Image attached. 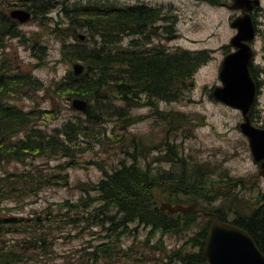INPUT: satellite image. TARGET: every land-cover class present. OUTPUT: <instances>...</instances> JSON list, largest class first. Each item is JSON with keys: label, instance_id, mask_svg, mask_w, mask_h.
<instances>
[{"label": "trees", "instance_id": "16d2710c", "mask_svg": "<svg viewBox=\"0 0 264 264\" xmlns=\"http://www.w3.org/2000/svg\"><path fill=\"white\" fill-rule=\"evenodd\" d=\"M25 6L31 11L33 20L50 12L45 0ZM62 12L69 21L68 36L76 40L74 44H68L69 37L62 38L65 59L83 62L86 71L75 75L70 70L51 87L61 99L84 98L89 106L84 112L77 110L75 116L64 122L63 128L55 129V133H45L37 128L36 122L42 113L49 110L26 111L12 101L15 94L27 95L30 89L43 87V83L30 73L9 69L11 64L8 60L0 61L3 63L0 64V171L13 161L25 163L28 158L46 155L49 158H67L57 165L58 172L45 175L38 169L34 171L35 168L7 172L4 176L0 173V203L37 196L45 185L69 184L68 169L78 167L87 160L84 156L88 148L86 145L95 136L96 126L117 116L127 120L130 118L129 110L134 107L183 100L192 89L190 81L212 58L208 49H169L161 44L163 40L173 41L179 37L178 16L162 6L145 2L132 5L112 3L94 5L92 10ZM9 13L0 6V48L5 47L8 38H25L20 22ZM254 19L257 21L255 15ZM78 30H85L88 35L98 36L100 40L93 42L95 46L89 49L86 46L88 39L76 37ZM126 37L130 40L125 46ZM156 40L159 43H155ZM39 44L37 38L31 40V49L37 56L40 54L38 49H45ZM251 71L261 86L253 65ZM50 111L56 118L57 114ZM170 113V124L177 127L185 122V116L180 112ZM130 142L132 149L126 150L127 156L120 159V165L107 170L101 162H97L103 171L102 177L97 182H77L74 186L83 191L80 198L75 203L66 200L60 204L58 216L63 217L62 223L68 221L74 230L79 231L76 235L94 227L102 229V234L108 231L107 242L103 237V242L91 245L89 261L92 259L97 263L101 260V264H105L125 258L132 264H208L203 248L213 218L192 211L177 214L162 212L155 194L160 187L167 191L166 202L184 206L194 204L197 209L214 213L220 221L244 229L264 253V192L250 203L253 209L250 215L243 216L233 208L226 209L224 205L209 208L201 201L207 204L218 198H228L231 189L215 190L210 185L212 181L205 166L195 163L191 168L179 152L176 140L164 143L163 148H147L146 142L143 144L135 136ZM153 151L160 153L157 160L170 162L174 168L156 172L152 166L155 160L148 156ZM208 188L215 193L208 195ZM180 193L190 199H182ZM47 216L43 219L38 215L25 218L0 214V264H23L28 260L25 261L26 253L17 251L15 245H8L4 240L11 233L26 234L22 241L38 238V242L46 243L52 234V228L45 225L50 217ZM142 228L148 232L144 241L139 239L138 234ZM22 229L25 231L20 232ZM39 229L42 231L39 232ZM158 233L175 237L186 235V238L181 246L168 250L162 238L154 242ZM124 236L135 239L136 243L123 251L118 246L122 245ZM153 242L155 245H151ZM136 244L143 248L136 251Z\"/></svg>", "mask_w": 264, "mask_h": 264}, {"label": "rangeland", "instance_id": "374dc122", "mask_svg": "<svg viewBox=\"0 0 264 264\" xmlns=\"http://www.w3.org/2000/svg\"><path fill=\"white\" fill-rule=\"evenodd\" d=\"M40 1L0 0V6L10 12L18 7L25 8V5H35ZM45 1L49 5L50 12L43 18L39 17L37 20L31 18L30 21L20 23L25 38H8L5 47L0 48V61L8 60L9 62H5L11 64L8 66L9 69L30 73L43 83V87L36 90L30 89L27 95L15 94L12 101L26 111L49 110L47 113H42V117L36 122L37 128L49 135L55 133L56 128H63L64 122L78 112L72 106L74 98L71 100L61 99L51 87V84L54 85L55 82L61 81L70 70H73L74 62L65 59L63 52L62 38L69 37L68 44L76 41L75 38L72 39L68 36L69 21L62 12L65 6L67 7L65 10H69V8L92 10V5L105 6L112 3L132 5L145 2L162 6L166 10H172V14L178 16L179 37L173 41L163 40L161 44L169 49L176 47L191 50L208 49L211 51L212 58L199 69L190 81L192 89L183 100L172 103L160 101L157 106L134 107L129 110V119L122 120L117 116L96 126L95 136H92L90 143L86 145L88 148L84 156L87 160L78 167L68 169L69 184L65 182V185H45L37 196L0 203L1 215L25 218H34L38 215L43 219L47 215L50 216L45 225L52 228V234L48 236L46 243L38 242V238L37 240L26 238L22 241L26 234L20 233H11L4 238L8 245H15L17 251L26 253L25 261L28 260L23 264H101V260L97 263L92 259L89 261L88 253L92 251L91 245L103 242V237L107 242L108 231L105 230V234H102V229L94 227L76 235L79 231L74 230L73 225L68 221L62 223L63 217L58 216L60 204L66 200L75 203L80 198L83 191L74 186L77 182L81 180L97 182L102 177L103 171L97 162H101L107 170H112L120 165V159L127 156L126 150L132 149L130 141L134 136L143 144L146 142L147 148L150 146L163 148L164 143H173L176 140L179 152L186 158L191 168L195 163L205 166L208 178L212 181L210 185H213L215 190L231 189L228 198H218L212 202L213 205H211L212 203L206 204L204 201L201 203L209 208L224 205L226 209L233 208L243 216L250 215L253 211L250 203L259 199L261 193L264 192V177L259 173L260 164L253 158L247 137L241 131L240 123L243 121L241 111L225 105L213 96L214 87L222 84L219 76L222 61L226 54L234 50L231 38L237 31L232 27L231 22L240 14V11L217 5V1L228 0ZM38 9L40 10V8ZM254 15L257 20L256 24H258V32L252 41L256 49L252 65L261 86L251 117L253 115L252 121L255 126H262L264 125V0ZM79 34L85 35V39L82 40L88 39L86 46L89 49L95 46L93 42L100 40V37L88 35L85 30H78L76 33V37L81 40ZM33 38H37L40 42L39 46L45 48L44 51L38 49L39 56L35 55L31 49ZM129 40L130 38L126 37L123 44L126 46ZM155 43H159V41L156 40ZM81 63L83 64V62ZM120 104L122 105V103ZM50 110L57 114L56 118ZM172 111L183 114L185 122L180 123L177 127L175 124H170V112ZM144 152L147 154L146 150ZM159 155L160 153L157 151L148 155L149 159L155 160L152 162V166L156 172L160 169L174 168L170 162L157 160ZM66 159L61 156L49 158L46 155L28 158L25 163L13 161L6 165L0 173L1 176H4L7 172L15 173L35 168L34 171L38 169L45 175L57 171V165ZM130 161L129 158L128 162ZM175 168L179 169L178 166ZM229 178L235 180H229ZM208 190V195L215 193L210 188L206 192ZM155 194L160 207L167 200V191L160 187ZM180 196L185 200L190 199L189 196L182 193ZM236 198L238 199L236 200ZM200 221L205 220L200 219ZM23 231L25 229L20 230V232ZM41 231L42 229H39V232ZM147 233V230L142 228L140 233L138 232L139 239L144 241ZM160 238L165 241L167 249L170 250L181 246L186 235L175 237L172 235L162 236L161 233H158L154 242ZM26 241L28 243H25ZM154 242L151 245H155ZM135 243V239L124 236L122 245L118 247L124 251ZM32 245L39 247L36 249ZM136 247V251L143 248L137 244ZM48 250L50 252H47ZM30 257L32 258L29 260ZM105 264L132 263L130 260L121 258L119 261L111 260Z\"/></svg>", "mask_w": 264, "mask_h": 264}, {"label": "water", "instance_id": "95a60500", "mask_svg": "<svg viewBox=\"0 0 264 264\" xmlns=\"http://www.w3.org/2000/svg\"><path fill=\"white\" fill-rule=\"evenodd\" d=\"M261 2L262 0H232L228 6L240 11L231 22L237 31L231 38L234 50L226 54L222 61L219 74L222 84L214 87L213 95L225 105L241 111V131L247 137L252 156L260 164L259 173L264 177V127L255 126L250 115L259 92V86L251 71L255 57L252 41L257 36V24L252 12L262 5ZM9 14L20 23L32 18L31 11L25 8L13 9ZM79 36L85 39L84 34ZM72 67L75 75H82L86 70L81 62H74ZM88 105V100L84 98L72 100L73 108L81 112L86 111ZM160 210L170 214L192 211L213 218L203 248L208 264H264V253L249 233L229 222L220 221L214 213L197 209L194 204L184 206L168 202H163Z\"/></svg>", "mask_w": 264, "mask_h": 264}, {"label": "flooded vegetation", "instance_id": "af4514ba", "mask_svg": "<svg viewBox=\"0 0 264 264\" xmlns=\"http://www.w3.org/2000/svg\"><path fill=\"white\" fill-rule=\"evenodd\" d=\"M263 1V0H262ZM232 3V0H228V1H217V5H219V6H224V7H226V8H229L228 6L230 5ZM92 6H94V5H92ZM67 7L65 6L64 7V10L66 9ZM70 10H72L71 8H69ZM260 9V6H258V7H256L255 9H254V11L252 12V14H253V16H254V14H255V11L256 10H259ZM257 32H258V26H257ZM253 44V43H252ZM256 55V54H255ZM254 59H255V57H254ZM258 127H264V125H262V126H258Z\"/></svg>", "mask_w": 264, "mask_h": 264}, {"label": "bare ground", "instance_id": "6f19581e", "mask_svg": "<svg viewBox=\"0 0 264 264\" xmlns=\"http://www.w3.org/2000/svg\"><path fill=\"white\" fill-rule=\"evenodd\" d=\"M18 8H24V7H18ZM70 10V9H69ZM73 71V70H72Z\"/></svg>", "mask_w": 264, "mask_h": 264}]
</instances>
